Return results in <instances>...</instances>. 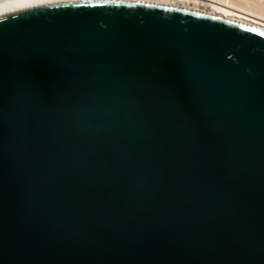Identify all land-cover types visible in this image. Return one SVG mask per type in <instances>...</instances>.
<instances>
[{
    "label": "water",
    "instance_id": "water-1",
    "mask_svg": "<svg viewBox=\"0 0 264 264\" xmlns=\"http://www.w3.org/2000/svg\"><path fill=\"white\" fill-rule=\"evenodd\" d=\"M0 19V264H264V30L152 0Z\"/></svg>",
    "mask_w": 264,
    "mask_h": 264
},
{
    "label": "bare ground",
    "instance_id": "bare-ground-1",
    "mask_svg": "<svg viewBox=\"0 0 264 264\" xmlns=\"http://www.w3.org/2000/svg\"><path fill=\"white\" fill-rule=\"evenodd\" d=\"M56 0H0V13ZM242 22L264 30V0H152Z\"/></svg>",
    "mask_w": 264,
    "mask_h": 264
},
{
    "label": "clouds",
    "instance_id": "clouds-1",
    "mask_svg": "<svg viewBox=\"0 0 264 264\" xmlns=\"http://www.w3.org/2000/svg\"><path fill=\"white\" fill-rule=\"evenodd\" d=\"M6 22V20L4 19H0V23Z\"/></svg>",
    "mask_w": 264,
    "mask_h": 264
}]
</instances>
